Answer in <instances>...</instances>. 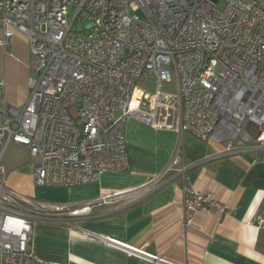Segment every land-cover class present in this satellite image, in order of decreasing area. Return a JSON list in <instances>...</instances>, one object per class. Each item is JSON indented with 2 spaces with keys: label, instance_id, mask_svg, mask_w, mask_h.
Instances as JSON below:
<instances>
[{
  "label": "built area",
  "instance_id": "1",
  "mask_svg": "<svg viewBox=\"0 0 264 264\" xmlns=\"http://www.w3.org/2000/svg\"><path fill=\"white\" fill-rule=\"evenodd\" d=\"M0 31L4 51L26 36L31 57L24 105H7L0 81V162L10 143L25 148L37 187L128 170L127 120L224 144L223 156L264 153V0H0ZM179 153L141 192L178 179L186 232L197 214L231 209L194 189L196 165ZM4 175L0 164V264H55L30 251L32 223L63 208L12 192Z\"/></svg>",
  "mask_w": 264,
  "mask_h": 264
},
{
  "label": "crops",
  "instance_id": "2",
  "mask_svg": "<svg viewBox=\"0 0 264 264\" xmlns=\"http://www.w3.org/2000/svg\"><path fill=\"white\" fill-rule=\"evenodd\" d=\"M0 51L4 100L20 107L30 92L28 39L15 33L9 48ZM124 135L128 170L70 188L35 186L36 160L19 145L7 146L0 162L7 188L63 208L54 220L32 223L29 249L36 257L55 264H264V231L257 227L264 214L263 152L223 156L224 144L133 120L125 122ZM177 149L180 163L196 165L187 172L194 189L210 190L231 209L224 216L197 214L194 228L186 232L178 179L152 193L141 192L164 173Z\"/></svg>",
  "mask_w": 264,
  "mask_h": 264
},
{
  "label": "rangeland",
  "instance_id": "3",
  "mask_svg": "<svg viewBox=\"0 0 264 264\" xmlns=\"http://www.w3.org/2000/svg\"><path fill=\"white\" fill-rule=\"evenodd\" d=\"M11 49H9V52L11 53ZM13 52H14V50H13ZM2 71V54H1V51H0V72ZM153 86V85H152ZM151 86V88H147V87H145L142 83H139L138 84V87L140 88V89H145V90H147L148 92H153L154 91V87H152ZM167 89H170V91H174V86H171V87H169V88H167V87H164V90H167ZM42 195H45V196H43V197H46L45 199H47L48 197H50L48 194H42Z\"/></svg>",
  "mask_w": 264,
  "mask_h": 264
},
{
  "label": "water",
  "instance_id": "4",
  "mask_svg": "<svg viewBox=\"0 0 264 264\" xmlns=\"http://www.w3.org/2000/svg\"><path fill=\"white\" fill-rule=\"evenodd\" d=\"M90 28V25L87 27V29Z\"/></svg>",
  "mask_w": 264,
  "mask_h": 264
}]
</instances>
